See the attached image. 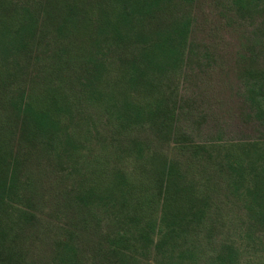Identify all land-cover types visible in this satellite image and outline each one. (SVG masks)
<instances>
[{
    "label": "trees",
    "instance_id": "16d2710c",
    "mask_svg": "<svg viewBox=\"0 0 264 264\" xmlns=\"http://www.w3.org/2000/svg\"><path fill=\"white\" fill-rule=\"evenodd\" d=\"M190 1L0 0V264H238L174 157ZM259 146L216 168L264 227Z\"/></svg>",
    "mask_w": 264,
    "mask_h": 264
},
{
    "label": "rangeland",
    "instance_id": "374dc122",
    "mask_svg": "<svg viewBox=\"0 0 264 264\" xmlns=\"http://www.w3.org/2000/svg\"><path fill=\"white\" fill-rule=\"evenodd\" d=\"M190 9L177 125L181 142L206 148L197 154L178 151L174 157L192 180L193 192L205 194L207 202V217L193 235L206 255L230 242L239 249L238 264H264V227L250 225L247 196L236 193L232 176L216 168L227 147L242 152L258 143L246 160L264 156V108L254 94L264 74V0H191Z\"/></svg>",
    "mask_w": 264,
    "mask_h": 264
}]
</instances>
